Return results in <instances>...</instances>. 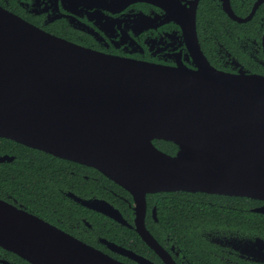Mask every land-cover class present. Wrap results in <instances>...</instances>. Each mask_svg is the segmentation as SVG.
<instances>
[{
    "label": "water",
    "instance_id": "1",
    "mask_svg": "<svg viewBox=\"0 0 264 264\" xmlns=\"http://www.w3.org/2000/svg\"><path fill=\"white\" fill-rule=\"evenodd\" d=\"M183 31L196 69L98 52L0 6V137L94 167L130 191L137 230L167 264L143 225L146 192L264 199V75L210 65L194 14ZM155 139L173 143L175 154ZM0 245L34 264H123L2 199Z\"/></svg>",
    "mask_w": 264,
    "mask_h": 264
},
{
    "label": "flooded vegetation",
    "instance_id": "2",
    "mask_svg": "<svg viewBox=\"0 0 264 264\" xmlns=\"http://www.w3.org/2000/svg\"><path fill=\"white\" fill-rule=\"evenodd\" d=\"M0 6L77 45L120 58L189 69H196L197 64L183 24L194 14L197 41L210 65L229 73L243 70L264 75V0H0ZM157 140L153 141L156 147ZM159 149L169 155L176 152V148L172 152ZM71 162L75 164L65 177L61 171L55 179L42 171L34 175L33 183L50 186L42 189L45 192L40 193V200L33 189L23 201L3 188L0 199L123 264H142L141 259L148 261L144 264H167L137 230L140 214L133 194L96 168ZM196 192L145 193L143 225L173 264L194 263L186 244L178 238V222H174L173 237L162 228L160 198L170 193L192 202L191 193ZM203 193L207 205H224V198L215 195L225 194ZM153 195L155 199L149 200ZM248 199L247 209L264 215L253 210L264 207V199ZM151 223L156 226L153 231ZM182 228L190 236L202 238V252L222 264H264V220L255 218L251 229L231 228L223 215L211 221L203 214L196 220L188 216ZM257 239L263 243L253 245V250L243 246L244 241ZM0 264L34 263L0 245Z\"/></svg>",
    "mask_w": 264,
    "mask_h": 264
},
{
    "label": "trees",
    "instance_id": "3",
    "mask_svg": "<svg viewBox=\"0 0 264 264\" xmlns=\"http://www.w3.org/2000/svg\"><path fill=\"white\" fill-rule=\"evenodd\" d=\"M156 145L168 152H172L176 148L173 143L162 140H157ZM6 153L14 155L15 159L9 162H0V188L18 195L23 201L27 200V191L29 189H33L37 193V198L40 200V193L45 192L43 191L44 187L47 186V189L50 188L49 185L39 186L37 184L38 182L33 183L34 175L37 172H45V174L52 175L55 179L57 172L61 171L65 177L68 175L67 171L72 169L71 165L74 163L44 151L28 147L11 139L0 137V155ZM191 194L193 196L192 202H186L185 198L181 196L175 198V194L170 193H166L165 196L161 197L159 203L161 208L159 220L162 228L168 234L172 235V237L174 234V222H178V238L179 240H183V244H186L190 252L189 257H191L194 264L222 263L213 256L202 252L201 247L205 243L202 238L192 237L182 228L188 216L196 220L200 219L204 214L209 215L211 221H213L216 215H223V218L229 223L231 228L240 227L242 229H251L252 222L255 221V218L257 221L264 220V215L259 216L260 214H254L247 209L250 206V199L246 197L215 195L216 197H223L225 200L224 205L218 207L211 204L207 205L204 202L203 197L206 193L196 192ZM150 199H155V195L151 196ZM174 205L177 208L173 209ZM187 208V212H184ZM151 225V230L153 231L156 226L154 223H151Z\"/></svg>",
    "mask_w": 264,
    "mask_h": 264
}]
</instances>
